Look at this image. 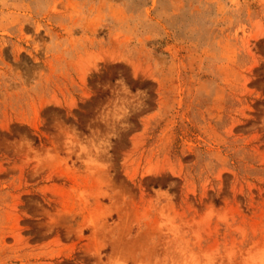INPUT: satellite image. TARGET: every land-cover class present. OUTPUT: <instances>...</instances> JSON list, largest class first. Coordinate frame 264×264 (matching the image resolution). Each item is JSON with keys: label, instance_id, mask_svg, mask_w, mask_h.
<instances>
[{"label": "rangeland", "instance_id": "rangeland-1", "mask_svg": "<svg viewBox=\"0 0 264 264\" xmlns=\"http://www.w3.org/2000/svg\"><path fill=\"white\" fill-rule=\"evenodd\" d=\"M0 264H264V0H0Z\"/></svg>", "mask_w": 264, "mask_h": 264}]
</instances>
